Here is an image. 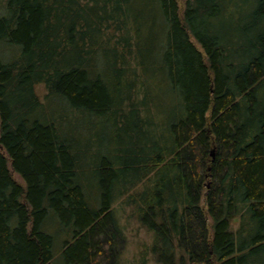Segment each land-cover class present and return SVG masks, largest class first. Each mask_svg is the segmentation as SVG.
<instances>
[{"label":"trees","instance_id":"obj_1","mask_svg":"<svg viewBox=\"0 0 264 264\" xmlns=\"http://www.w3.org/2000/svg\"><path fill=\"white\" fill-rule=\"evenodd\" d=\"M126 207L264 264V0H0V264H123Z\"/></svg>","mask_w":264,"mask_h":264},{"label":"rangeland","instance_id":"obj_2","mask_svg":"<svg viewBox=\"0 0 264 264\" xmlns=\"http://www.w3.org/2000/svg\"><path fill=\"white\" fill-rule=\"evenodd\" d=\"M180 10H182L185 0H178ZM38 90L41 94L45 92V88L42 84L38 85ZM13 177L23 183V179L12 171ZM125 211V213H124ZM121 213L123 219L128 217L130 208L126 207ZM125 226L126 242L123 251V264H157L150 253H146L152 241L151 233L147 232L138 222L128 217V221Z\"/></svg>","mask_w":264,"mask_h":264},{"label":"water","instance_id":"obj_3","mask_svg":"<svg viewBox=\"0 0 264 264\" xmlns=\"http://www.w3.org/2000/svg\"><path fill=\"white\" fill-rule=\"evenodd\" d=\"M213 153V152H212Z\"/></svg>","mask_w":264,"mask_h":264}]
</instances>
